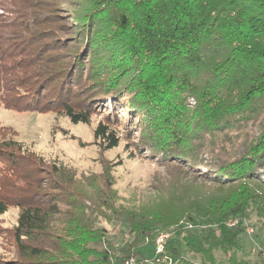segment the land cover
<instances>
[{
	"label": "trees",
	"instance_id": "obj_1",
	"mask_svg": "<svg viewBox=\"0 0 264 264\" xmlns=\"http://www.w3.org/2000/svg\"><path fill=\"white\" fill-rule=\"evenodd\" d=\"M98 6L88 20L104 29L108 44L100 51L103 68L96 77L102 80L73 105L69 88L79 84L78 65L65 62L53 76L69 88H56L49 98L53 108L73 124H89L96 101L108 100L113 110L126 109L137 125L148 127L140 149L163 165L204 172L180 181L170 197L127 201L111 180L78 177L54 164L53 178H28L17 196L0 198V216L12 205L20 209L13 230L18 258H0V264H145L141 247L163 232L172 234L167 252L181 264H217L216 252L240 249L250 214L264 224V0H94ZM111 64L124 76L109 75ZM2 78L0 73V83ZM5 87L0 85V97ZM24 95L29 106L39 105L38 88H26ZM0 105L9 107L6 97ZM106 123L94 136L110 151L122 137ZM3 162L13 165L8 174L23 162L36 165L12 151H0ZM175 242L192 258H182ZM259 256L264 264L262 251Z\"/></svg>",
	"mask_w": 264,
	"mask_h": 264
},
{
	"label": "rangeland",
	"instance_id": "obj_2",
	"mask_svg": "<svg viewBox=\"0 0 264 264\" xmlns=\"http://www.w3.org/2000/svg\"><path fill=\"white\" fill-rule=\"evenodd\" d=\"M93 6L94 0H0V73L3 77L0 85L2 89L6 86L0 101L6 97L9 104L6 109L0 105V151H12L21 160L27 156L36 163L23 162L18 172L8 174L13 165L3 162L0 165V198L17 196L19 189L27 187L28 178H53L54 164L65 166L78 177L92 179L103 176L111 180L119 197L127 201H142L159 197L158 194L170 197L180 181L191 182L196 180V175L204 172L199 167L189 170L183 165H163L161 158L140 149L138 144L148 127L137 125V118L126 109L122 111L116 107L113 110L108 100L96 101L89 124H73L61 110L53 108L49 98L60 87L53 74L59 68H65V62L78 65L74 70H78V77L74 78L79 84L70 88L65 84L60 87L63 91L69 88L70 95L74 94L71 97L73 105L83 103L86 95L90 94L88 90L102 80L96 75L103 68L99 65L103 56L100 51L108 44L104 41V29L88 20L92 12L100 8ZM102 17H105L104 14L98 18ZM90 53L94 55L92 58L88 56ZM116 62L122 64V60ZM92 65L96 67V73L95 69H89ZM112 67L113 64L107 70L109 75L117 76L123 71V68L112 71ZM124 74H121L122 77ZM38 79L43 80L40 86L35 83ZM128 81L126 78L120 88ZM31 87L38 88L40 92L36 108L28 105L30 97H21L25 96L26 88ZM135 92L134 89L127 99L133 98ZM121 99L128 102L125 97ZM14 103L18 105L17 110H12ZM100 123L108 124L122 137L118 148L103 151L98 145L94 133ZM164 211L173 212L168 206ZM19 214L20 209L12 205L0 216L1 259L13 261L18 258L13 230ZM250 215L246 224L254 229V234L245 232L239 240L240 249L232 253L216 252L217 264L262 263L259 254L264 251V224L255 215ZM101 226L114 229L105 221L101 222ZM174 244L180 247L182 258H192L182 243ZM140 252L146 263L158 262L153 240L145 243ZM230 256L231 263L228 260Z\"/></svg>",
	"mask_w": 264,
	"mask_h": 264
},
{
	"label": "built area",
	"instance_id": "obj_3",
	"mask_svg": "<svg viewBox=\"0 0 264 264\" xmlns=\"http://www.w3.org/2000/svg\"><path fill=\"white\" fill-rule=\"evenodd\" d=\"M239 223V220H235L229 224V226H235ZM246 224V223H245ZM246 232L249 235L254 234V229L246 224ZM192 225H187L186 229H192ZM172 239V234L168 232H163L158 235L155 240L156 253L158 255V262L156 264H181L180 259H173V257L167 252V244ZM262 257L264 258V251H262ZM131 264H138L135 260Z\"/></svg>",
	"mask_w": 264,
	"mask_h": 264
}]
</instances>
